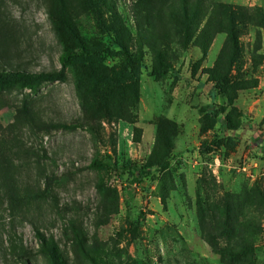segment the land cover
<instances>
[{
    "label": "rangeland",
    "instance_id": "374dc122",
    "mask_svg": "<svg viewBox=\"0 0 264 264\" xmlns=\"http://www.w3.org/2000/svg\"><path fill=\"white\" fill-rule=\"evenodd\" d=\"M210 1L264 8V0ZM112 2L136 37L138 0ZM112 15L104 7L76 15L82 35L102 49L100 62L107 76L122 70L124 63L105 26ZM257 24L241 33L242 56L230 72V79L243 74L256 78L257 84L239 91L232 105L222 85L209 81L205 73L224 44L223 31L214 36L206 56L194 43L181 47L169 39L165 50L170 67L162 75L153 71L154 51L144 48L137 77L139 99L127 119L90 118L104 110L94 105L86 111L70 68L64 69L67 77L62 81H43L34 87L0 83V154L6 155L23 198L20 203L11 200L0 173V264H43L41 237L53 239L69 264H224L200 232L197 189L207 205L227 192L253 194L245 216L259 225L253 235V261L264 264V26ZM3 34L8 39L0 37V68L63 69L62 47L45 0H0ZM107 88L103 82L94 94L99 98ZM232 106L240 126L228 129L225 114ZM27 107L33 120L21 112ZM208 107L225 110L212 122ZM161 119L177 126L169 166L135 176L128 166L146 162ZM92 120L95 131L88 126ZM50 123L75 126H43ZM106 155L125 171L92 167L95 157ZM244 162L248 171L242 169ZM257 189L263 194L260 206H256ZM214 207L207 206L205 217L214 210L218 213ZM82 244L88 251H82Z\"/></svg>",
    "mask_w": 264,
    "mask_h": 264
},
{
    "label": "trees",
    "instance_id": "16d2710c",
    "mask_svg": "<svg viewBox=\"0 0 264 264\" xmlns=\"http://www.w3.org/2000/svg\"><path fill=\"white\" fill-rule=\"evenodd\" d=\"M47 15L50 20L54 35L62 47L60 63L61 70H49L40 72H28L0 68V83H21V86L34 87L43 81L65 80L64 69L70 68L73 72L75 86L81 99L84 101L86 111H91L93 106L103 108L102 115L90 114V118L109 115L118 118H126L131 115L130 107L139 99L138 74L142 61L144 48H150L155 53V66L153 71L162 75L170 67L165 46L168 40H174L181 47L190 43L198 46L203 56H206L214 36L223 31L226 39L220 48L218 56L212 67L205 70L208 80L222 85L223 95L232 105L237 94L255 86L257 79L241 74L239 78L230 79V72L240 62L242 45L240 35L249 24L258 22L264 26V8H249L242 5L233 7L231 4H222L210 0H138L135 7L136 37H134L122 16L115 9L112 0H45ZM104 7L113 11L112 22L105 24L107 31L112 35L113 42L120 48L124 56L122 70L107 76V68L100 62L102 49L93 46L81 33L76 15L80 10H89ZM7 41L8 35H1ZM136 41L137 49H131V44ZM3 41V42H4ZM112 54L110 48L106 49ZM130 80L126 86L122 82ZM107 83L108 88L101 90L99 98L94 94L100 89L101 83ZM116 87V88H115ZM225 114V127L235 129L240 126V121L235 120L236 108ZM224 108L215 110L207 108V113L212 122H216L218 114ZM22 114L33 116L26 108ZM127 119V118H126ZM96 121L88 122V126L95 131ZM44 127L72 128L74 124L50 123ZM211 127V126H209ZM138 130V129H137ZM177 126L167 119L159 120L156 134V143L146 162L142 165L131 164L130 172L135 176H144L151 170H165L169 166V156L174 147V135ZM3 140V138H0ZM2 143V142H1ZM98 170H117L120 173L125 168L119 166L111 155L103 158L95 157L91 163ZM0 173H3L11 200L16 203L23 201L19 194L11 172V166L4 152L0 154ZM246 191V188L244 189ZM256 206L263 201V194L257 189ZM198 209L200 215V232L208 241L212 249L219 253L224 264H254L253 261V235L258 231L259 225L245 215L252 205L254 198L250 191L244 194L226 193L217 202L208 204L206 198L201 199L200 190L197 189ZM215 205L209 219L205 217L207 206ZM111 213V212H109ZM80 241H85L79 235ZM225 244L220 245L219 240ZM44 240L43 264H69L62 255L58 244L53 240ZM82 251H88L85 245H81Z\"/></svg>",
    "mask_w": 264,
    "mask_h": 264
},
{
    "label": "built area",
    "instance_id": "2783aa9c",
    "mask_svg": "<svg viewBox=\"0 0 264 264\" xmlns=\"http://www.w3.org/2000/svg\"><path fill=\"white\" fill-rule=\"evenodd\" d=\"M253 165H254V166H257L258 164H257L256 161H254V162H253ZM248 167H249V165H248L246 162H244V163H243V166H242L243 171H248ZM263 168H264V167H263ZM261 175L264 176V169H263ZM252 176H253V174H252Z\"/></svg>",
    "mask_w": 264,
    "mask_h": 264
}]
</instances>
